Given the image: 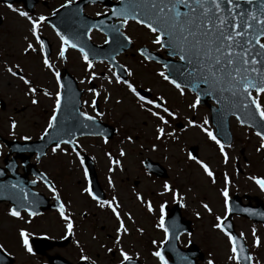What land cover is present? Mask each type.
<instances>
[{
  "label": "flooded vegetation",
  "instance_id": "af4514ba",
  "mask_svg": "<svg viewBox=\"0 0 264 264\" xmlns=\"http://www.w3.org/2000/svg\"><path fill=\"white\" fill-rule=\"evenodd\" d=\"M147 97L153 100L157 98L153 94ZM165 106L175 113V118L165 116L168 121L167 125L183 130L190 111L176 112L170 106ZM82 111L95 116L93 108L85 103H82ZM96 111L104 115L96 117L94 123L102 121L114 128L120 125L121 113L115 105L112 104L110 108H105L96 104ZM204 116L208 118V114ZM117 129L116 135L111 139H105L102 136H82L75 139V145L78 146L77 149L82 158L89 156L92 159L104 194L101 200L111 201L113 197L116 198L115 203L119 205L118 211L127 232L122 233L120 242L115 244V229L118 227V222L111 209L101 208L99 200L63 199L61 203L74 225L72 233L67 234L65 244H58L57 241L66 236L63 234L65 221L60 217L57 209L44 212L42 214V218L45 219L43 223L54 228L56 239L46 250L47 255L36 254L39 261L36 264H120L121 249L140 264H160L159 259L153 255L156 251L164 257L166 264H208L209 260H212L213 264H236L228 259L231 252L227 237L213 227L217 222V216L223 218L225 230L239 238L241 246L252 257L251 264H264V191H261L248 176L244 177L239 184L229 183L228 208L230 211L226 216L224 198L220 195L227 172L237 171L238 173H235L233 177L238 176V178L244 174L243 167L240 165L245 167L250 162L247 153L238 154L235 167L231 162H224L219 168L221 162L218 156V163L215 165L207 158L202 159L204 161L202 162L206 163L213 172V178L207 177L196 161L192 162L197 176L202 181L198 185L180 183L179 173L175 178L176 173L173 171L174 175L166 173L165 177L161 178L147 173L142 166L143 160L147 157L157 160L155 153L148 154L150 151H146V154L142 155L139 160V173L131 175L128 171L131 162L127 165L125 160L132 156V151L127 152L128 156L122 160L121 167H110L112 171L109 172L108 168L103 167L106 161L111 157L115 162L120 156L117 149L120 148L122 141L119 128ZM64 146L68 151L52 155L50 159L53 161L49 163L52 167L49 170L52 172V181L58 189L60 188V191L67 190L72 175L81 174V168L69 152L70 147ZM0 148H2L0 167H4V146ZM196 153L198 154L197 159L201 161V157L204 156L198 146ZM40 160L38 161L39 168V163L43 165ZM254 165L257 166V164L251 166L254 167ZM46 169L45 167L44 170ZM257 174L264 179L263 173L257 172ZM228 177L229 180L232 179L230 174ZM165 183L170 185L168 192L164 191ZM137 195L141 197L140 200H137ZM149 204L152 211H148ZM203 204H208L212 212H207L202 207ZM239 209L244 213L241 216L236 214ZM46 213L50 216L45 217ZM160 224L163 227H160ZM253 229L260 240L259 246L256 247L253 246ZM165 230H167V237ZM241 233H243L242 237ZM170 237H174L175 242H167V238ZM107 249H112V251L109 252ZM56 255H60L63 259L53 260L52 257ZM81 255L88 259L81 260ZM222 255L224 258L219 259L218 257ZM50 259L53 263L49 262ZM132 259L125 264H133Z\"/></svg>",
  "mask_w": 264,
  "mask_h": 264
},
{
  "label": "snow or ice",
  "instance_id": "6c2138e0",
  "mask_svg": "<svg viewBox=\"0 0 264 264\" xmlns=\"http://www.w3.org/2000/svg\"><path fill=\"white\" fill-rule=\"evenodd\" d=\"M70 2L71 0H67V3ZM7 7L15 11L10 3L7 4ZM18 14L29 20L31 24V36L39 44L40 54H44L45 46L38 35L37 26L45 21V17L40 16L37 19H32L24 11H20ZM111 15L123 18L121 20V26L127 24L129 19H132L136 24L141 25L153 34V44L158 45L161 49H167L169 56L179 59L181 62L179 68L171 64L165 65L164 67L168 70V74L165 71H160L157 75L172 85L182 96L185 94L186 89L187 91L193 92L195 98L189 104L191 109L197 108L202 95L214 96L218 103L228 101V97L230 96L231 100L229 103L232 109L239 108L241 112L245 113L252 120L253 124L256 122V117L259 118V121L264 122V103H261V97L264 96V0H259L258 3H254V0H121V6L119 9L113 10ZM120 34L122 36L124 35L122 32ZM56 35L60 40L58 54L63 59L65 57L66 46L77 48V44L70 43L60 32H57ZM124 39L131 43L129 37L124 36ZM105 42L107 43V41ZM23 51L28 53L30 51H36V49L33 43L29 42ZM79 51L87 66L86 71L91 69L93 64L89 60V55L83 48H79ZM140 55L145 60L155 59L146 50L140 51ZM42 62L46 69L52 70V65L47 56L43 57ZM18 68L19 65H13L12 67L6 68L5 71L13 77H18L24 85L28 86L26 95H34L37 89L31 86V82L24 75H19L18 71L14 70ZM173 74L179 76L183 80V84L177 82V79L171 78ZM128 75H131V72ZM53 76L56 78L57 91L55 92L52 115L42 135H48L49 129L56 127L57 114L62 108V96L59 89L63 88L64 85L61 84L59 72L53 71ZM112 76L116 77V83L125 84L128 90L141 102L139 106L152 117L158 119L161 125H167L168 123L165 115H162L161 112L175 118V113L170 111L163 102H157L160 100L159 97L156 100H152L143 95H139L134 86L127 80H121L115 72H112ZM109 83H111V80H109ZM90 91H93L94 97L99 95L95 90L90 89ZM226 93L228 96L225 95ZM43 94L45 96H52V93L47 91ZM104 99L108 100L109 97L105 96ZM119 102L117 101V103ZM31 103L37 104L38 101L32 99ZM145 105H150V107H145ZM91 106L95 112V116L88 115L86 112H79V116L83 118L81 123L84 128L89 127V124L84 123L85 121H94L96 117L104 115V113L96 111L95 99H93ZM154 108L160 111H154ZM252 109H254V114L251 111ZM233 114L235 113L233 112ZM237 120H242V117L237 116ZM187 123L190 126L194 125V121L192 120H188ZM207 124L208 120L205 119L203 125ZM194 126L201 127V131H204L207 137L215 142L225 162H227L228 157L225 154L224 145L217 139L213 132L200 125ZM11 127L13 129L16 127L15 122H12ZM164 135L171 136L172 133H165L164 127H157L156 139L160 140ZM255 135L260 140L259 147L256 151L264 150V134L257 131ZM69 136L71 137L70 139L56 142L52 147V152L56 153L58 149L64 151L61 148V144L74 145L72 151L79 157L80 153L76 151L78 146H75V139L71 136V133H69ZM21 139L27 140L29 137L24 136ZM126 139L132 142L131 136H128ZM155 147L153 145V150H155ZM124 154L123 150H121L120 155L123 156ZM109 158L111 159V157ZM189 158L196 159L191 155ZM115 163L118 164L119 161H115ZM196 163L199 164L207 177L213 178L214 174L206 163L198 159H196ZM81 165H83V160H81ZM111 171L112 169L109 168V172ZM84 178L85 180L88 179L87 169L84 171ZM249 179L261 191H264V179L255 176H251ZM109 184H111V180H109ZM228 185L229 177L225 174L224 188L220 192V195L224 198L225 216L230 211L228 208ZM11 187L15 188L16 185H12ZM48 187L53 192L54 198L59 205L57 210L60 217L65 221L64 226L67 233L71 234L74 227L73 222L69 215L66 214L64 205L59 202V196L55 193L54 187L51 185H48ZM163 188L165 192L170 191V185L167 183L163 185ZM83 192L93 200L98 199L90 187H84ZM136 198L137 200L141 199L139 195ZM24 199L27 200V196ZM115 201L116 198L113 197L111 201L99 200L98 203L101 208L107 207L111 209L118 222V227L115 229L116 237L114 241L115 244H118L121 240V234L126 233L127 229L118 211L119 205ZM33 203L36 202L34 201ZM202 207L207 212H212L208 204H203ZM24 211L27 212L29 217L35 215L27 207L24 208ZM148 211H152L150 204L148 205ZM9 215L22 218L21 212L16 208L9 209ZM216 221L213 227L223 233L228 240L229 251L231 252L228 259L239 264V256L244 252V249L242 247L238 248L237 238L225 230L223 227V218L217 216ZM159 226L163 227L162 224ZM165 233L167 237V230H165ZM242 236L243 233H241ZM19 238L24 249L31 253L32 249L29 246L25 230L21 229L19 231ZM259 244L260 240L256 237L255 229H253V246H259ZM101 247L104 246L101 245ZM107 250L109 252L112 251V249ZM3 251L4 249L0 248V252ZM153 255L159 259L160 264H166L164 257L159 251L154 252ZM120 256L122 258L120 264H125V262L131 259L123 249L120 250ZM80 259L87 260L88 257L81 255ZM247 259L252 261L251 256H248ZM208 264H213V261L209 260Z\"/></svg>",
  "mask_w": 264,
  "mask_h": 264
},
{
  "label": "rangeland",
  "instance_id": "374dc122",
  "mask_svg": "<svg viewBox=\"0 0 264 264\" xmlns=\"http://www.w3.org/2000/svg\"><path fill=\"white\" fill-rule=\"evenodd\" d=\"M40 9L43 10L42 8ZM6 13L8 14V19L3 23V28L0 27V31H2L3 34V36L0 35V99L4 101V109H0V133H3L4 137L7 138L14 137L20 139L24 136L36 137L46 127L48 120L47 115L52 103L51 97L43 96L39 93L34 94L38 103L32 104L31 101L34 97L30 94L26 95L27 88L21 84V80L11 76V74L5 71V69L12 67L13 65H19L18 69L23 70L24 74L30 77L29 79H32L35 84H39L48 90L57 89V86L54 84L51 73L43 66L37 55L34 56L30 52L25 53L24 51L21 54V49L23 50L26 45L23 35H28V24L15 14ZM24 23L27 27L24 26ZM131 29L132 27L129 28V33L131 35L133 33L132 36L138 38V41H136L137 44L150 42L151 36L142 34L138 35L136 30L131 31ZM137 44L135 45L137 46ZM68 52V63L62 62L61 59L57 61V64H55L53 60H51V63L55 65L56 68L64 66L78 79L82 76L86 78L87 81L92 79L90 78V74H83L85 68L79 57L76 56L71 49H68ZM120 60L125 65L127 72H131V75L128 76L130 78L133 76L136 83H140L143 86H151L150 88L156 93L164 92L166 95H173V97L180 101L185 107L187 106L186 104H189L191 101L190 97L186 96L181 98L176 93L170 92L167 86L161 81V78L157 76L155 72L157 66L143 64L135 50H130L127 55H122ZM102 67L104 66L98 64L93 67L95 69H93L92 72L96 70V74H98L99 69H103ZM105 73L107 74L106 77H95V79H93V81L99 83L98 87L109 88L113 91V96L110 102L107 103L102 100V103H105L107 107H110V104H113L120 110L121 118L125 121L123 122L124 125L120 128L123 129L125 133H130L133 130L139 134L138 138L133 142V147H131L132 156H129V158L125 160L127 165L131 162L128 169L129 173H131V175L139 173V159L142 155L146 154V151H150L148 154L152 155L155 153L154 156L157 160H160L168 170L179 173L180 183L194 185L202 183L193 166L186 161L185 155H183L182 152H179L180 150L185 152L190 145H197L202 156L209 159L213 165L218 163V154L216 155L214 153L215 150L206 142L200 129L198 127L188 128L183 133L182 139H175L173 142H156L158 140L156 139V136H153L154 123L151 121L147 112L139 106L140 103L137 100L134 99V102L133 97L127 93L124 86H118L113 83L114 80L110 71L105 69ZM109 79L111 80V83H109ZM81 82L83 83V87H87L85 82ZM89 96L90 95H88V97ZM117 101L120 102L117 103ZM168 102L173 103L171 100ZM180 102H177V105H180ZM261 103H264V96L261 97ZM186 109L188 108L186 107ZM12 122H15L16 124L14 129L11 127ZM231 130L234 139L230 149L231 159L234 161V155L236 157L241 150H244L248 153L251 165L257 164L256 167L259 171L264 173V160L259 154H256V149L260 144L259 139L255 137L250 129L240 126L234 121L231 122ZM165 144H168L169 146L165 147ZM153 145H156L158 148L152 150L151 147ZM261 151L262 154H264V151ZM51 161L53 160L50 158L43 161V166L48 170L52 169L49 165ZM180 171H182V173H180ZM171 174L174 175L172 172ZM174 176L176 178L177 174ZM74 180L78 182L76 177H74ZM75 186L76 185L74 184L71 188V198L82 199V195L78 191L80 186ZM19 219L20 218L9 216L8 207L4 204H0V245L6 253L14 258V264H21V262L25 264H34L33 256H28L23 252L24 247L20 242L18 233L19 223L21 222ZM30 226L34 229V232L44 231L48 233V231H50L53 234L55 233L54 228L50 227L49 224L43 225V230H40V226L37 227V221H34ZM28 233L29 232H27V235ZM218 258L221 259L224 258V256L222 255Z\"/></svg>",
  "mask_w": 264,
  "mask_h": 264
},
{
  "label": "water",
  "instance_id": "95a60500",
  "mask_svg": "<svg viewBox=\"0 0 264 264\" xmlns=\"http://www.w3.org/2000/svg\"><path fill=\"white\" fill-rule=\"evenodd\" d=\"M258 2H259V0H254V3H258ZM120 6H121V2H120ZM249 7H251V6H249ZM225 95L228 96L227 93ZM210 97L214 98L217 101L216 97H214V96H210ZM230 100H231V97L229 96L228 97V101H223V102H220V103L217 102L219 104V106H220V109H218L214 113L215 117L217 118L216 126L217 127L218 126L221 127L222 125H224L227 116L230 115V114H233V112L235 113L236 116L242 117V120H241L242 122L252 123V122H250L251 119H249V117L246 116L245 113L241 112V110L239 108H236V109H232L231 108V105L229 103ZM251 111L254 114V109H252ZM221 117L223 119L222 123L219 122ZM25 144H30L31 145V148H27L25 150L33 152L34 149H35L33 147V145H35L37 143L26 142V143H22V144H19V145L23 146ZM9 145L12 146L14 144L13 143H9ZM43 148H45V147H43ZM30 172H33V171H30ZM27 173H29V172L26 170L24 176H21V177H25V179H26ZM13 176L16 177L15 175H13ZM14 179L15 178H10L9 181L6 182L5 184H4V181H2V182L0 181V195L2 196V197H0V199L5 197L10 202H13L15 205L24 206V207H27V208H32L34 206L33 202L34 201L36 202L37 193H34V192L31 191V189L29 187L30 184H29L27 179H26V184H25L26 186L20 185L19 187L13 181ZM12 185H16V187L12 188L11 187ZM25 196H27V200L24 199Z\"/></svg>",
  "mask_w": 264,
  "mask_h": 264
}]
</instances>
